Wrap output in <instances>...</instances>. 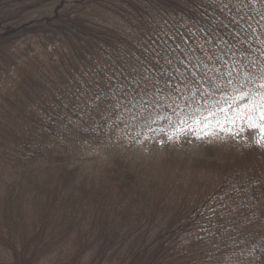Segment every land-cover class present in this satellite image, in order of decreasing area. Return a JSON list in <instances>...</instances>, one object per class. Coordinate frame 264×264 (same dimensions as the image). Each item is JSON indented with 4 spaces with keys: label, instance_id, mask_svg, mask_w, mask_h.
<instances>
[{
    "label": "trees",
    "instance_id": "16d2710c",
    "mask_svg": "<svg viewBox=\"0 0 264 264\" xmlns=\"http://www.w3.org/2000/svg\"><path fill=\"white\" fill-rule=\"evenodd\" d=\"M36 13L42 17L32 19ZM0 30V84L9 85L0 102L7 130L0 157L15 164L0 172V185L43 177L37 198L57 219L48 224L60 238L44 219L42 229L56 249L74 239L59 263L154 264L172 247L187 254L243 236L248 247L257 242L251 231L264 232V150L171 154L163 160L175 167L169 177L150 183L145 162L115 151L100 168L86 152L125 146L135 131L161 134L229 104L232 117L264 103V0H0ZM11 39L23 43L21 53L2 57ZM217 119L209 116L208 131ZM24 199L0 189V253L7 264H42L50 242L24 236L36 234L20 223L28 218ZM257 249L264 264V234Z\"/></svg>",
    "mask_w": 264,
    "mask_h": 264
},
{
    "label": "rangeland",
    "instance_id": "374dc122",
    "mask_svg": "<svg viewBox=\"0 0 264 264\" xmlns=\"http://www.w3.org/2000/svg\"><path fill=\"white\" fill-rule=\"evenodd\" d=\"M54 6L46 9V15L52 14L53 10L57 8ZM69 12L73 11L75 7H73L72 3H69ZM42 14V10L39 11ZM37 16H33L32 19H37L42 17L36 13ZM13 25L12 22H8L7 26ZM0 35H5L3 30H0ZM20 41L10 40L6 42L4 45L2 57L6 54L11 55V53L20 54V49L22 47ZM1 45V44H0ZM2 46V45H1ZM9 87L8 84H0V102L3 101L5 96L7 95L5 90ZM238 117V115H237ZM1 119V118H0ZM224 123H227L224 122ZM245 127L244 130L240 133L238 137H226V133H219L214 138L211 139H196L194 135L185 134L181 135L180 132L176 131L174 128L170 130H166L161 134H151L150 131L147 132L146 136L141 135L138 132H133V137L128 139L127 144L125 146L120 147H111L109 145L104 146H95L91 149V151L86 152L87 159L91 160V163H98L100 168L104 166L105 162L110 161V157L118 156L115 151L121 153V158H125L127 160H131L135 165H139L145 162V166L149 171V178H146L147 183H150V180H161V182L165 181V177H169L171 171L175 168L163 165V160L169 158L171 154L176 155L177 158L181 159H192L196 158L199 155V152L202 148L206 146H216V147H223V148H234V149H245L250 146H255L261 150H264V146H257V138L259 137V132L249 129L246 127V121L244 122ZM231 127V125H228ZM178 127V126H177ZM213 130H217V127ZM209 130V131H213ZM7 130L0 129V136H4ZM172 139H169V137ZM153 138H157L154 141ZM132 144V145H131ZM34 150V149H32ZM31 150V151H32ZM27 152V151H26ZM5 159H10L8 157H0V172L3 170H11L15 167V164L10 165ZM162 160V161H161ZM161 161V162H160ZM104 174V173H103ZM94 177H99V183H112L110 180H106V177L102 174H96ZM43 177L38 178L37 183H9L5 184V186L0 185V189L4 193L14 194L19 192L20 194L24 195V200H26L27 205V217H23L20 223L22 226H26L29 230H32L36 234H30L26 237L27 240L30 241V237L39 236V244L47 245L50 242L49 247L50 250H46L48 257L42 264H61L59 260L63 257L62 254L66 250L69 249V246L72 247L73 238L70 239H63L62 246L60 248H55V240L52 237V234L47 235V233L42 229L43 222L40 219L46 221L45 224L49 230L51 231V227L48 223H52L56 225L57 219L49 212L48 205L45 201L38 200L37 195L39 192V185L42 183ZM160 185V183H159ZM164 183H161L163 186ZM31 201H33L31 203ZM42 207L43 210H38V207ZM36 212H41L42 217L39 216ZM38 215V216H35ZM40 217V218H38ZM27 218V219H26ZM25 219V220H24ZM53 227V226H52ZM63 229L62 231H66L67 228L61 226ZM55 233L58 238H60L59 233L56 229L51 231ZM26 233V232H24ZM263 228L256 229L255 227L252 228L251 235H253V239L257 241L256 243L263 242ZM8 236V232H6L5 237ZM225 236V235H224ZM26 239H24L26 241ZM10 241V240H8ZM250 241L253 240L250 237ZM247 242H249L243 236V240L237 242L234 240L227 241L224 245H218L216 247H212L215 249H210L208 246L200 245L195 247V251H189L186 254V250L182 247H172V252H165L160 255L159 260H156L154 264H263L261 259L259 258L258 252L261 249L254 250L255 244H250L248 247ZM205 246V247H203ZM0 264H7L6 261V251L0 253ZM191 259V262L188 261Z\"/></svg>",
    "mask_w": 264,
    "mask_h": 264
},
{
    "label": "snow or ice",
    "instance_id": "6c2138e0",
    "mask_svg": "<svg viewBox=\"0 0 264 264\" xmlns=\"http://www.w3.org/2000/svg\"><path fill=\"white\" fill-rule=\"evenodd\" d=\"M209 59H211V57H209ZM169 64H171V61H169ZM197 67L198 65H193V68ZM228 83L231 84L232 81L229 80ZM242 87L243 86L241 85V88ZM260 87L264 88V84H261ZM244 95L245 94L241 92L242 98ZM227 99L228 98L225 97L226 102ZM260 100L264 101V94H260ZM231 108L232 105L229 104L227 108H219L218 112H209V116L216 117L219 115L223 118V120H216L218 131H208L209 116H203V118H200V116L196 114H193L191 117L188 118H182L178 122V127L176 125H172L171 127H173L176 131L180 132L181 135H194L196 139H211L216 137L218 135V132L226 133L225 139H227V137H238L240 133L244 130V122L246 121L247 128L258 131L260 134L256 141L257 146H264V103H258L256 101H253L248 105L247 109L239 113L238 117H229V112ZM224 121H227V123H224ZM228 125H231V127H229ZM169 139H172V137L170 136Z\"/></svg>",
    "mask_w": 264,
    "mask_h": 264
}]
</instances>
